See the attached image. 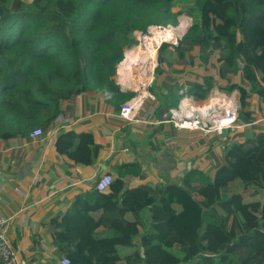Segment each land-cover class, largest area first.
<instances>
[{
	"label": "trees",
	"instance_id": "16d2710c",
	"mask_svg": "<svg viewBox=\"0 0 264 264\" xmlns=\"http://www.w3.org/2000/svg\"><path fill=\"white\" fill-rule=\"evenodd\" d=\"M141 4L179 7L184 10L178 11L177 17L184 15L180 20L190 15L195 20L192 31L174 46L172 60L164 56L170 45L163 44L159 50L158 61L175 75L193 68L197 60L210 62V57L195 51L201 47L215 53L227 50L214 66L223 77L238 73L240 57L248 59L252 70L246 87L233 84L228 91L241 94L237 125L251 126L224 142L229 145L225 164L211 170L190 169L182 177L180 189L200 212L195 240L174 229L176 216L184 212L177 191L145 185L138 196H122L124 179L137 174L123 166L114 191L94 192L90 196L95 204L90 207L89 200L79 199L60 222L63 239L81 233L63 248L64 255L71 264H264V131L254 126L248 109L253 94H264L260 86L264 85V0H0V139L25 138L34 128L49 126L62 112L63 103L78 91H95L110 101L111 91H119L110 80L111 65L115 62L114 82L120 86L116 78L120 63L127 51L137 47L124 50L136 28L132 23L142 15ZM237 24L241 53L231 36L218 30L219 25L233 29ZM174 62L183 68L174 69ZM166 73L157 69V81L168 79ZM168 80L170 84H161L166 92L176 89L178 81ZM187 83L189 87L184 84L179 90L189 89L198 101L207 99V94L200 93L205 84ZM131 96L119 91L115 99L124 102ZM184 97L191 98L184 94L173 107ZM56 148L88 166L98 162L101 152L90 133H65ZM235 195L241 197L240 210L232 204ZM150 206L152 231L140 236L142 255L139 249L133 250L136 222L126 219L122 207L139 216ZM94 212L98 219L88 226L86 219ZM235 221L238 236L231 234ZM100 227L113 230L114 235L97 237ZM130 248L129 253H122ZM149 253L160 257L149 260Z\"/></svg>",
	"mask_w": 264,
	"mask_h": 264
},
{
	"label": "crops",
	"instance_id": "0c3cea01",
	"mask_svg": "<svg viewBox=\"0 0 264 264\" xmlns=\"http://www.w3.org/2000/svg\"><path fill=\"white\" fill-rule=\"evenodd\" d=\"M260 86L264 89V85ZM243 87H246L245 83ZM150 90L158 108L154 125L119 119L118 112L125 102L115 99L119 91H111L110 101H107L103 95L89 90L78 91L71 100L64 102L62 112L52 124L42 129L34 128L42 130V135L35 141L29 137L0 139V214L9 218L8 235L17 252L16 264H60L61 259L66 258L63 248L81 236V233L71 234L63 239L59 235L60 222L75 208L79 199L89 200V207L95 204L90 195L94 193L93 188L101 175L114 177L115 182L110 189L114 191L118 172L123 166L137 171V174L124 179L122 196L125 198H130L131 193L140 195L145 185L153 189L163 186L177 191L184 212L176 216L173 226L187 236L189 226L186 218H193L192 210L195 207L186 209L187 204L191 207L192 198L186 192L180 193V185L182 177L191 169V161L198 158L200 145L205 142L196 139L197 131L179 130L169 121L160 119L156 94L162 97L166 91L161 85L151 86ZM237 93L235 101L239 113L241 94L239 91ZM175 95L167 104H172ZM212 95H207V98ZM248 109L252 111L254 126L264 131V94H253L248 99ZM59 117L61 120L57 121ZM240 131L243 130L237 132ZM68 132L94 136L101 149L96 164L88 166L76 163L57 151L58 139ZM215 136L223 138L219 134H212V142L205 145L208 161L204 165L208 170L219 163H226L228 146ZM262 183L264 186V181ZM232 203L240 210V195H235ZM122 212L128 221L136 222L133 236L136 246L133 250L137 248L144 253L140 236L152 231L151 206L141 211L139 216L126 207H122ZM97 219V213L89 214L86 224L90 226ZM113 232L100 227L96 230V236L111 237ZM130 251L132 248L122 253ZM155 255L160 257V254Z\"/></svg>",
	"mask_w": 264,
	"mask_h": 264
},
{
	"label": "rangeland",
	"instance_id": "374dc122",
	"mask_svg": "<svg viewBox=\"0 0 264 264\" xmlns=\"http://www.w3.org/2000/svg\"><path fill=\"white\" fill-rule=\"evenodd\" d=\"M140 10H141L142 15H140L136 19V21H134L132 23L133 26L136 28L131 30L130 35L128 36L130 43L124 48V50L128 47H135V46L141 45V43L143 41V37L146 35H151L150 32L153 29L150 26L158 25V26L162 27V29H165L167 24H169V25L172 24L173 26L177 27V26H179V21H180L179 17L184 16V15H180L177 17L178 11H184L179 7L167 8L163 5L154 7V6L141 4ZM186 17H189V16H186ZM190 18H191L190 20L192 21L191 27H190V21H189L190 29H188L186 31L185 35L182 36V39L187 34H189L192 31V29L194 28L195 20L191 15H190ZM239 29H240V25H238V24L233 29H226L222 25L218 26V30L221 34H227V35L231 36V42L234 45V48L237 50L238 53H241L242 48H241V37H240V30ZM175 42H177V39L175 40ZM174 43H167L170 46H168L164 51V56H166L169 60H172L174 58V56H173V51H174V46H175V45H173ZM159 50H160V48L157 50L155 63H153V61H151V60H149L147 63V67H148L147 69H148V73L151 75V81L149 82V84L147 85V87L145 89L150 94V90L148 88L149 86L151 88V86H157V85H161V84L163 85L165 83L170 84V80H168V79H175V78L178 79V81L174 85L176 87L175 90H172L170 92H164L165 94L162 95V97L160 95L156 94L157 104L159 106V112H158L159 118L164 119L166 121H169L170 124L173 125V127L175 126L174 122H178V116L180 115L179 106L181 104H183L184 100H192L195 103H197L198 107H201L202 104L205 103V101L208 100L210 97L220 95V94L221 95L227 94L228 97H231V98L234 97L233 99H234V102L236 105L235 99L238 97V93H237L238 90H235L234 92H229L228 91L229 88L233 84H237L240 87H242L243 83L245 82L246 77L247 76L251 77L252 66L248 62V59L244 58V57H240V59H239V63L237 64V68H238L237 74H235V75L229 74V75H226L225 77L221 76L218 73V70L214 66L216 64L217 59L220 56H225L227 54V50H221L219 53H215L212 49H210L207 46L197 48V49H195V51L199 53V56L210 57L211 60L209 63H206L204 60H202V61L197 60L196 61L197 63L193 68L186 67L184 74L175 75L171 70L167 69V66H165L164 64H161L158 61V58L160 55ZM127 52H126V54H127ZM114 64H115V62H113L111 65L112 72L110 74V80L117 88H119V86H117L114 82L115 81L114 80L115 74H114V68H113ZM173 68L174 69H182L183 67L180 64L174 62ZM157 69L165 70L167 72L166 74L169 75L168 79L167 78L163 79V77H162L161 78L162 80L157 81V78H156L157 77V75H156ZM247 72H248V75L246 74ZM121 75H122V71L120 70L119 75L116 76V78L118 79L119 82H120ZM187 82L197 83V84H205L203 91H200V93L207 94V95L213 94V95L209 96L206 100H203V101L202 100L198 101V100H194L192 98H185L184 97L185 99L182 102H180L177 107H173L177 103L179 95H183L182 92H180V91L178 92L179 88L181 86H183L184 84H185V86L189 87ZM119 85L121 86V83ZM122 89H123V87H122ZM133 92H134L133 90H131V91L128 90L125 93H131V95H133L135 93L138 95V93H136V92L133 93ZM160 92H161V90L159 91V93ZM177 93H178V95H175ZM174 95L176 98H175V100H173L172 104H167L171 100L170 98H172ZM162 103H164V105H162ZM170 108H172L171 111H170ZM235 109H236V107H235ZM157 110H158V108H157ZM173 112L175 113V115L173 114ZM236 113H237V111H236ZM236 116H237V114H236ZM202 118L206 119L207 116H205L203 113ZM231 122L232 121H230V123ZM181 123H183V121L179 122V124H181ZM200 124H204V123L200 122ZM249 125L251 126V124H249ZM201 126H203V125H201ZM214 126L215 125L208 124V126H204V130L208 131V132L212 131V130H214ZM244 129H241V130H244ZM200 130H202V129H199L196 132V134H197L196 139L204 140L205 144L199 143V144H203V145H200L201 148L199 150L198 158L195 161L194 160L191 161V163H192L191 169L207 170L208 169L207 166L204 165L208 161L207 156H206L207 153L204 151L205 145L208 146L213 140L211 135L217 134V133L215 132V133H211L209 135H204V133H206V132L203 133L202 132L203 130L202 131H200ZM240 132H243V131H240ZM237 133L238 132L235 133V132H232L231 130H228L226 132V134L224 133L225 135H223V138L222 137H216V136L215 137L219 138V140H222V142H223V141H226L228 139V137L232 138V136H234ZM205 137L211 138V139H205ZM214 142H216V141H214ZM227 146H229V145H227ZM226 149H228V147ZM209 170H211V168H209ZM183 175H184V173H183ZM180 188H181V185H180ZM180 193L184 194L185 191L181 189ZM187 202L189 203V199H187ZM233 203L235 204V201H233ZM185 207H186V209H191V210L193 209V207H195V209L192 210V212H193L192 217L193 218H191V220L186 218V224L189 226L186 230V235L190 239L195 240L197 235L199 234V229H200L199 208L193 200H192L191 207L188 204L185 205ZM239 231H240L239 226H237V222H236L232 226L231 234L233 236H238L240 234ZM242 240L245 242V240H246L245 237H243ZM155 254H158V253H150V257H152L153 260H156L158 258V257H156Z\"/></svg>",
	"mask_w": 264,
	"mask_h": 264
},
{
	"label": "bare ground",
	"instance_id": "6f19581e",
	"mask_svg": "<svg viewBox=\"0 0 264 264\" xmlns=\"http://www.w3.org/2000/svg\"><path fill=\"white\" fill-rule=\"evenodd\" d=\"M190 19V17L189 19L182 18L177 27L167 25L165 29L160 26L154 28L150 32L151 35L143 37L141 45L137 46L133 51H128L125 55L123 63H120L123 66L121 68L120 82L118 81V83H121L124 90H133L138 93L139 96L134 97L135 103L142 100V97L149 95V92L145 89L151 81V75L147 69L148 61L151 60L155 63L157 50L163 43H174L176 39L182 38L190 28ZM233 98L221 94L212 96L201 107H198L197 103L192 100H184L183 104L179 106L180 115L178 118L185 114L192 120H199V123L210 122V124L213 123L218 126L228 125L230 121L235 120L236 114H238L235 111L236 105ZM203 113L207 116L206 119L202 118ZM173 114L175 115L174 112ZM220 120H222V124L219 122Z\"/></svg>",
	"mask_w": 264,
	"mask_h": 264
},
{
	"label": "built area",
	"instance_id": "2783aa9c",
	"mask_svg": "<svg viewBox=\"0 0 264 264\" xmlns=\"http://www.w3.org/2000/svg\"><path fill=\"white\" fill-rule=\"evenodd\" d=\"M177 39V42H175L173 45L178 46L179 40ZM150 90V86L148 87ZM120 91H122V87L120 86L118 88ZM133 96H139L137 94H133L129 100L125 101L118 112L119 119L122 121H130V122H141L147 125H154L155 124V114L157 112V105L154 102V95L152 94L150 90V94L148 97H142V100H139L138 103L134 102L135 98H132ZM172 109H170L171 111ZM238 113V105L236 103V109ZM61 117L58 118L57 121H60ZM183 121V123L179 124V122ZM199 120H192L189 117L184 115H181V118H178V122L175 123V127L179 130H189V131H197L199 129H202L204 135H209L211 133H217L220 136H223L224 133L228 130H231L232 132H237L238 130L247 128L249 125H237V122L232 121L228 125H222L218 126L215 124H210V122H205L204 124H200L198 122ZM221 124L223 123L222 120L219 121ZM215 125L214 130L212 131H205L204 126ZM219 124V125H221ZM203 125V126H201ZM212 127V126H211ZM42 135L41 129H35L29 134V139L32 141H35L37 138H39ZM114 177L110 174H103L101 175L93 188L94 192H107L109 191L113 185H114ZM8 224H9V218L5 217L4 215L0 214V264H16L17 261V253L13 246L11 245V241L9 239L8 235ZM60 264H71L70 260L67 258H62L60 261Z\"/></svg>",
	"mask_w": 264,
	"mask_h": 264
},
{
	"label": "clouds",
	"instance_id": "9594fccd",
	"mask_svg": "<svg viewBox=\"0 0 264 264\" xmlns=\"http://www.w3.org/2000/svg\"><path fill=\"white\" fill-rule=\"evenodd\" d=\"M164 44H167V43H164ZM163 45V44H162ZM161 48V47H160ZM118 86V85H117ZM120 87V86H119ZM119 90V89H118ZM120 91V90H119ZM123 91H125V90H122V92ZM180 92H182L183 93V95H184V93L186 94V95H188L189 97H191L192 99H194L192 96H191V93H190V90L189 89H181L180 90ZM187 92V93H186ZM180 96H182V95H179V97H178V99L180 98ZM195 100V99H194ZM172 109V108H171ZM235 122H237L238 121V114H237V116H236V118H235V120H234Z\"/></svg>",
	"mask_w": 264,
	"mask_h": 264
},
{
	"label": "water",
	"instance_id": "95a60500",
	"mask_svg": "<svg viewBox=\"0 0 264 264\" xmlns=\"http://www.w3.org/2000/svg\"><path fill=\"white\" fill-rule=\"evenodd\" d=\"M125 91H128V90H125ZM144 253L142 252V255H143Z\"/></svg>",
	"mask_w": 264,
	"mask_h": 264
}]
</instances>
